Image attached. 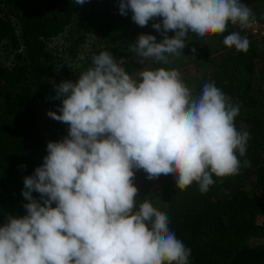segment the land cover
Listing matches in <instances>:
<instances>
[{
    "label": "clouds",
    "instance_id": "obj_1",
    "mask_svg": "<svg viewBox=\"0 0 264 264\" xmlns=\"http://www.w3.org/2000/svg\"><path fill=\"white\" fill-rule=\"evenodd\" d=\"M118 7L140 27L162 18L152 24L160 42L140 34L130 49L138 63H171L189 32L205 37L229 22H255L241 0H120ZM223 43L241 52L250 46L238 32ZM125 62L102 51L76 82L54 85L62 106L47 115L69 125L68 136L49 141L43 164L24 178L27 214L0 227V264H188L191 250L170 231L168 216L148 201L135 210L134 170L150 180L174 177L181 189L195 181L205 192L213 174H238L249 133L237 131L239 107L214 83L193 96L178 71L143 70L134 79Z\"/></svg>",
    "mask_w": 264,
    "mask_h": 264
},
{
    "label": "trees",
    "instance_id": "obj_2",
    "mask_svg": "<svg viewBox=\"0 0 264 264\" xmlns=\"http://www.w3.org/2000/svg\"><path fill=\"white\" fill-rule=\"evenodd\" d=\"M119 3L120 0H88L84 5L74 0H0V42L8 40L16 51L13 63L0 62V227L8 216L27 214L24 204L29 201L22 195L24 178L33 175L48 154L47 137L39 119L41 105H56L57 114L62 106V98H55L54 86L62 76L55 71L49 38L64 30L78 14L86 30L94 28L103 36L100 47L68 70L72 82L91 66L93 55L102 51L110 52L116 60L125 58V71L133 78L143 70L176 67L175 56H170L169 64L154 60L150 64L138 63L128 57L126 50L133 47L140 34L156 35L152 24L162 18L140 27L131 19V10L127 16L120 14ZM241 3L250 7L255 20L263 22L264 0ZM233 32L245 38L256 36L231 22L224 33L199 37L189 32L186 43H194L200 57L219 50L221 57L212 70L206 67L210 72L206 78L199 76L194 82L183 83L193 96L201 94L205 83H214L231 104L239 107L234 124L237 131H247L249 139L245 156L237 152L241 161L238 174H213L214 183L201 192L195 181L181 189L174 177L150 180L143 169L134 170L133 180L143 182L135 210L148 201L168 216L170 231L191 250L188 264H264V114L256 109L260 102L254 91V81L264 76V40L261 48L256 39L247 38L248 51H237L223 43ZM167 35L175 33L169 31ZM60 127L68 136L69 125L61 122ZM61 140L58 135L56 141ZM244 161L249 166L245 167ZM32 195L40 200L39 193L33 191ZM260 217L263 221H259Z\"/></svg>",
    "mask_w": 264,
    "mask_h": 264
},
{
    "label": "rangeland",
    "instance_id": "obj_3",
    "mask_svg": "<svg viewBox=\"0 0 264 264\" xmlns=\"http://www.w3.org/2000/svg\"><path fill=\"white\" fill-rule=\"evenodd\" d=\"M88 0L84 4H86ZM83 4V5H84ZM15 20V19H14ZM16 21V20H15ZM264 23V20H262ZM156 40L160 42L163 36L160 32L155 30ZM246 38H253L259 42L261 48H263L264 35L261 36H246ZM103 36L98 33V31L92 28L90 31L86 30L85 26L79 20V14L75 16L74 19L62 30L59 34L49 38L47 40L48 48L53 52L56 59L55 71L59 72L62 76V81L69 80L68 70L74 68L78 64V60L85 54L93 51L94 48H98L102 45ZM128 48L127 54L131 60H138L135 53L130 51ZM194 49V51H193ZM179 55H175L177 65L174 70L180 73V78L182 82L189 83L194 82L198 77L206 78L210 74L206 71V67L211 70L215 66V61L220 62L221 50L212 51L208 57H200L197 52L196 45L192 43L191 45L186 43V46L181 50ZM15 49L11 46L8 40H3L0 42V62L13 63L15 56ZM149 59L145 63L150 64ZM139 78V77H138ZM134 77V79H138ZM254 91L259 97V106L256 108L262 114H264V76L260 75L254 81ZM56 105H52L51 108L45 105H41L39 110L40 125L47 137V141L56 142L58 135L62 139L64 136V128L60 127L61 122L56 121L47 115L48 111H54ZM58 113V112H57ZM134 185L138 188V192L142 190V181L136 179L133 180ZM259 221H263V217H260Z\"/></svg>",
    "mask_w": 264,
    "mask_h": 264
},
{
    "label": "built area",
    "instance_id": "obj_4",
    "mask_svg": "<svg viewBox=\"0 0 264 264\" xmlns=\"http://www.w3.org/2000/svg\"><path fill=\"white\" fill-rule=\"evenodd\" d=\"M249 33L254 34L256 36L264 35V23L259 20H255L252 23L251 27L245 28Z\"/></svg>",
    "mask_w": 264,
    "mask_h": 264
}]
</instances>
